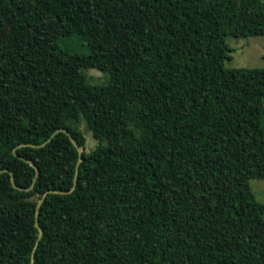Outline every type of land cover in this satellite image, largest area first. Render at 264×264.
Segmentation results:
<instances>
[{
  "label": "trees",
  "instance_id": "16d2710c",
  "mask_svg": "<svg viewBox=\"0 0 264 264\" xmlns=\"http://www.w3.org/2000/svg\"><path fill=\"white\" fill-rule=\"evenodd\" d=\"M254 37L262 0H0V264L72 188L58 129L82 159L33 264H264V67L224 66Z\"/></svg>",
  "mask_w": 264,
  "mask_h": 264
},
{
  "label": "rangeland",
  "instance_id": "374dc122",
  "mask_svg": "<svg viewBox=\"0 0 264 264\" xmlns=\"http://www.w3.org/2000/svg\"><path fill=\"white\" fill-rule=\"evenodd\" d=\"M205 2L206 0H201ZM264 2V0H262ZM227 45L231 52V59L225 62L226 69H255L264 67V37L234 39L227 38ZM69 47L74 52L85 53V49L80 45L79 41L74 38L69 42ZM88 81L92 85H103L106 78L95 70L86 72ZM78 128L85 138V149L88 153L93 150L97 143L93 140L91 133L88 131L84 123H79ZM252 194L256 200L264 205V181L251 180L249 182Z\"/></svg>",
  "mask_w": 264,
  "mask_h": 264
},
{
  "label": "water",
  "instance_id": "95a60500",
  "mask_svg": "<svg viewBox=\"0 0 264 264\" xmlns=\"http://www.w3.org/2000/svg\"><path fill=\"white\" fill-rule=\"evenodd\" d=\"M58 133H64V134H66L68 137H69V139H70V141H71V143L75 146V148L77 149V151H78V154H79V158H78V163H77V166H76V170H75V174H74V180H73V185H72V188L69 190V191H67V192H56V191H47V192H45L44 194H43V196L39 199V201L37 202V205H36V209H35V227L37 228V230H38V236H37V240H36V242H35V245H34V247H33V249H32V253H31V257H30V264H33V262H34V255H35V252H36V249H37V246H38V243H39V241H40V239H41V237H42V231H41V229L39 228V226H38V213H39V209H40V207H41V205H42V203H43V201H44V199L47 197V195H49V194H61V195H67V194H70V193H72L73 191H74V189H75V186H76V180H77V176H78V166H79V164L81 163V157H82V150L75 144V142H74V140L72 139V137L70 136V134L67 132V131H65V130H62V129H58V130H56L52 135H51V137L49 138V140H47L44 144H46V143H48L56 134H58ZM43 144V145H44ZM13 154H14V156H16L17 157V154H16V152H15V150L13 151ZM15 188H17L16 186H14ZM17 189H19V188H17Z\"/></svg>",
  "mask_w": 264,
  "mask_h": 264
}]
</instances>
